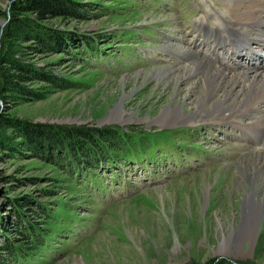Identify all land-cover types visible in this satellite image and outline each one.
<instances>
[{"label":"rangeland","instance_id":"1","mask_svg":"<svg viewBox=\"0 0 264 264\" xmlns=\"http://www.w3.org/2000/svg\"><path fill=\"white\" fill-rule=\"evenodd\" d=\"M12 1L0 0V36ZM76 1L82 18L50 24L94 49L32 57L71 85L34 83L41 98H0V118L105 131L113 147L99 140L73 162L0 146V264H264V217L253 234L244 212L264 168H251L255 146L220 117L203 70L192 73L194 62L218 65L209 31L224 28L235 0ZM242 29L264 35V26ZM259 52L257 63L219 54L217 67L229 75L252 62L249 74L262 75ZM255 183L263 200L264 182Z\"/></svg>","mask_w":264,"mask_h":264},{"label":"trees","instance_id":"2","mask_svg":"<svg viewBox=\"0 0 264 264\" xmlns=\"http://www.w3.org/2000/svg\"><path fill=\"white\" fill-rule=\"evenodd\" d=\"M84 10L83 5L76 0H13L11 2L9 20L0 36V98L4 102H7L8 98H41L45 91L34 88V83H42L53 88H66L71 85L70 80L55 74L46 67V64L39 65L34 62L32 57L38 53L69 54L77 51L82 53L84 49H94L93 42L88 36L84 34L79 36L76 32L50 24V20L56 18L80 19L85 13ZM5 127L11 129L10 134L2 131ZM0 130L2 147L10 148L15 143L21 147H29L34 152L41 150L52 156L61 155L64 159L73 162L78 156L83 157L90 146L97 149L99 140H103L110 147L112 146L110 144L114 143L105 131L93 132L83 128L59 129L49 124L14 118H0ZM16 139H18L17 143ZM45 222L48 223V220L46 219ZM36 248L33 246L30 249L34 252ZM2 249L9 250L11 254L16 252L9 243Z\"/></svg>","mask_w":264,"mask_h":264},{"label":"bare ground","instance_id":"3","mask_svg":"<svg viewBox=\"0 0 264 264\" xmlns=\"http://www.w3.org/2000/svg\"><path fill=\"white\" fill-rule=\"evenodd\" d=\"M262 2L258 0H235L233 4H230L228 7L230 14L228 18L224 19V28H216L215 30L211 29L209 31L210 36L208 35V38H211L215 43V48H210L209 50H212V54L215 55V58L211 57L209 59L213 61H210L212 65L220 64L217 60V58L221 60L219 54L223 57L231 52L230 55L234 56L236 54L238 62L239 60L241 61L244 56L249 57L248 60H255V62L261 58L259 51L261 48H264V37H262L264 35L258 33L250 36L242 27H250L253 25L264 26V18L262 17L264 4ZM250 41H254L257 49H253L249 46ZM245 59L247 60V58ZM223 63L225 65V62ZM233 63L234 61L232 64ZM251 63H246V65H249V67L246 66V70L243 69L244 71L242 70L241 72L229 75L222 73L223 71L217 67L218 65L208 68L200 62H194L192 67L196 70H194L195 72L193 69L191 71H193V74H199L197 70H203L201 74L202 79L200 78L199 80L210 83V86L207 83V87L209 92H211L210 96L214 94V108H219L217 112L220 113L219 115L222 119H227L228 122L234 123L237 127H242V131L245 132L248 139L255 146L253 153L247 157L248 162L251 164V168H258L261 170L264 168V159L261 148L258 147V134L259 132H264V108H260L262 106L261 104L264 103V74L261 75L257 73V71H255L256 73L249 74L247 69H250ZM256 63L253 64L257 68ZM262 65L264 66V64ZM192 73L186 72L185 74L190 75ZM220 90L222 94L216 95L215 93ZM242 116H247L250 122L242 124L241 126L237 124L238 122H236L235 119ZM263 174L260 173L259 176L252 178L251 187L244 200V212L247 217L245 222L247 223L249 219L253 224V231H251L253 234H255L258 224L261 222L260 220L264 217V199L260 201L257 200V194L260 188L255 183L256 180L264 182ZM232 238L233 237H231V239Z\"/></svg>","mask_w":264,"mask_h":264},{"label":"water","instance_id":"4","mask_svg":"<svg viewBox=\"0 0 264 264\" xmlns=\"http://www.w3.org/2000/svg\"><path fill=\"white\" fill-rule=\"evenodd\" d=\"M2 24H4V22Z\"/></svg>","mask_w":264,"mask_h":264}]
</instances>
